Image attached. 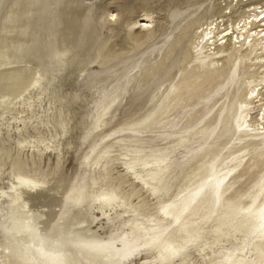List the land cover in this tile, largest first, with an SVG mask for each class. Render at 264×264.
Wrapping results in <instances>:
<instances>
[{"label":"rangeland","instance_id":"1","mask_svg":"<svg viewBox=\"0 0 264 264\" xmlns=\"http://www.w3.org/2000/svg\"><path fill=\"white\" fill-rule=\"evenodd\" d=\"M178 1L181 0L123 3L119 0H0V244L4 241L3 227H7L11 201L3 192H11L17 175L42 183L43 187L34 194L36 197L30 200L35 202L28 207L30 214L40 215L41 203L52 199L58 207H45L46 211H58L64 193L85 192L97 197L106 192L116 195L113 206L117 208L107 209L108 219L100 211V203H93L91 214L98 218L93 231L99 235L110 238L116 233L112 220H116L117 211L126 217V223L133 221L149 233L154 228H172L173 224L158 214L168 200L145 189L138 176L140 161L152 158V154H157L153 152L157 151L155 147L161 146L158 135L180 119L199 128L193 137L184 135V141L199 142L204 129V137L214 133L210 141L204 142L215 151L214 158L221 160L227 155L239 158L244 153L246 159L237 174L254 172L256 159L251 158L254 153L264 161V155L260 157L263 147L251 145L244 149L242 145L246 141L239 139L243 128H237V122L240 121V126L247 117L248 125L253 126L255 115H244L238 109L241 112L237 114L238 120L231 123L233 126H226L225 118L233 112L229 110V99L220 103V112L215 108L208 116L214 102L203 104L201 98L192 105L165 109L166 105L177 104L178 99L185 98H179L180 95L189 92L187 79L193 81L195 77L184 76L187 68L195 69L199 61L203 62L206 49L202 46L204 35L198 30L200 26L222 17L220 20L225 22L221 23V30L245 19L253 13L248 12L250 0H195L192 6L170 5ZM144 17L149 18L152 29L139 28ZM218 55L216 66L207 65L206 69L201 63L205 70L212 68L209 71L216 75L234 67L231 62L220 59L223 55ZM234 68L240 69V80L246 82L243 85L246 89L254 70L264 71L260 66ZM244 87L243 94L250 90ZM115 93H120V99L104 120L97 123L98 105L107 95ZM187 113L190 115L184 117ZM194 116L199 123L192 120ZM127 117L129 126L121 128ZM210 118L211 122L206 124ZM226 127L231 142L212 146L214 139L219 138L218 133L224 134ZM123 134L140 137L137 140L135 136L136 142L123 138ZM232 158L231 161L235 159ZM130 164H135L136 170H131ZM247 181L248 175L235 180L230 194L244 190L236 194V197L243 196L255 182ZM39 194L45 196L42 198ZM152 216H156L155 222ZM125 231L129 232V227ZM231 244L214 246L204 254L192 247L184 255L186 261L179 259L180 264H209L220 251L230 249ZM213 250L216 252L212 253ZM206 254L210 258L203 259ZM146 260L152 258L142 256L137 262L144 264Z\"/></svg>","mask_w":264,"mask_h":264},{"label":"bare ground","instance_id":"2","mask_svg":"<svg viewBox=\"0 0 264 264\" xmlns=\"http://www.w3.org/2000/svg\"><path fill=\"white\" fill-rule=\"evenodd\" d=\"M125 1L128 0H119V3H123ZM200 1L203 2L204 0ZM263 1L264 0H250L249 5H247L249 8L248 12H256L257 10L264 8V5L261 6ZM194 3L195 0H181L170 5L179 7L190 4L188 6H192ZM149 11L151 12V10ZM228 14H231V12ZM221 18L222 17H219L218 19H213L206 24L204 23V25H201L198 29L201 30V34L204 35L202 46L206 49V54L204 53V57L202 58L203 62L199 61L200 64L196 65L195 69L189 66L191 68H187L185 75L183 73L184 76H186V74L187 76L189 75L190 79L195 77L193 81L187 79L188 82L190 81L189 83L186 81V86H188L191 91L188 89L189 92L184 93L186 91L183 90L184 92L182 93L187 96L181 93L182 95H180L179 98L183 96L185 98H182L183 100L178 99V102L175 105H166L165 109L169 107V109L171 108L172 110H175L177 108L176 105H181V107L182 105H192V103L194 104V102L200 100L201 98L203 99V104H205L206 101L208 103L214 102L213 104L211 103L212 106H210L211 108L208 111L209 113L207 112L208 114L206 116H208L210 113H213L212 111L215 108H218L217 112L221 110V107H219L220 103H224L226 99H229V110L233 112L230 117L225 118L226 121L228 120V122H226V126H233L231 123L237 119V114H241V112L238 113V109L239 111H242L244 115H255L254 118L252 117V120L255 121L253 124L255 127H253L252 124L248 125L249 121L247 120V117L240 126L238 125L240 124V121L237 122V126H239V128H243L239 139L242 141L244 140L243 142L246 141L245 144L242 145L244 149H248L251 145L258 149L259 146L264 149V120L261 119L262 115H264V71L258 73L259 69L254 70V73L249 78L251 82H248V84L250 83V85H248L250 90L243 94L241 89L244 87L243 85H245L244 83L246 82L243 83L240 80V77L242 76L239 73L240 69L237 70L238 68H236V70H234V67L241 68L242 66H249L250 68L253 66L258 68L260 66V68L264 69V36L261 35V33L264 32V21L256 20L253 21L251 25H245L243 22L246 19H251V15H248L245 19L241 18L235 24H229L220 30L219 28L221 23L225 22L224 19L220 20ZM148 20L149 18L144 17L143 21H141L142 25L139 28H144V30H148L150 28L152 29ZM191 23L194 24V22ZM238 24L240 25L239 28H237ZM223 26H225V24ZM245 28H247V31L244 30ZM205 37H208V39H205ZM241 37H243V39H240ZM248 40L250 41L248 42ZM198 42L200 44L201 40ZM198 42L194 44L197 45ZM237 44H240V47H237ZM214 45L215 47L212 48ZM212 50H214V52H212ZM215 51L217 52L215 53ZM218 54L223 55L220 59H225L226 62H231L234 65V69L230 67L231 69L227 70V72H219L218 75L209 71L210 69L213 70L212 68L205 70L203 68L204 66L206 68L207 65L216 66L219 64L218 57H216L219 56ZM249 60L252 61L250 63L254 64L250 65ZM196 62H198V60ZM237 62L239 63L237 64ZM198 67L203 68L202 71H199V69H197ZM196 69L201 73L197 74ZM252 70L253 69H251V71ZM246 75L248 76L249 73L247 72ZM244 88L247 90L246 87ZM253 92H255V95L252 94ZM175 95L177 94L175 93ZM119 99L120 93L107 95L105 97L104 101L101 102L96 109L98 117L97 123L104 120L112 106ZM199 106L200 105L198 104L197 107ZM195 107L196 106H194V108ZM165 109L163 107L164 113L166 112ZM188 115H190V113L185 114L184 117H187ZM195 115H198L199 117L200 114ZM165 116L163 118L168 117ZM134 118L135 116L132 115L131 119ZM195 119L198 120V118L194 116V119L192 120ZM201 119L202 118H200L199 121H201ZM128 120H130L128 117L126 120L124 119V122L126 123L123 122L121 128L127 126ZM195 122L198 121L195 120ZM210 122L211 118L206 121V124H209ZM184 123L181 122L180 119L169 129H166L165 133L159 134L158 143H160L161 146L155 147V149L157 148V151H153L154 153L157 152V154H152V156L150 155L152 158H146V160L140 161L139 164L141 165L139 170L140 174L138 176L140 179L139 183L143 184L145 189L151 191L153 195L157 197H164L165 200H168L167 204H174L177 207H180L187 201L191 200L193 193L209 176H219L221 173H227L235 165L234 163H238V160H240V166L243 162L241 157L235 158L234 155H227L221 160L214 158L215 151L212 152L209 146L204 145V142L210 141L211 137L214 135V133L211 134L209 130L208 132L210 136L207 137H204L206 129H204L205 131L203 130L200 132L201 136L198 138L202 137V139L199 142L197 141L192 144L190 140L184 141V138H182L184 135H187L188 133L191 134V137H193L194 135H197V131L199 130L198 127H193L192 122H190L192 126H189L188 123L185 125ZM246 125H248L247 128H244ZM228 127L225 128L224 134L222 131H220L221 133H218L219 138L214 139L215 141L212 146H223L231 142V137L229 133H227ZM249 127L253 128L249 130ZM135 136L137 137V135ZM135 136H127V134H123V138L131 141H133L132 139H135L136 141ZM139 137H137V140ZM144 138L145 136L143 139ZM146 138L148 139L147 136ZM153 138L149 139L152 140ZM149 146H152V144ZM150 149L152 150V147ZM236 150L235 153L233 152L234 154H236ZM251 152L253 151H250V153ZM263 155L264 153H262L260 157ZM232 157L235 159L231 161L230 159ZM209 158L210 161L206 163ZM251 158L253 160L256 159L254 172L248 171L246 174H241V172L238 174L233 173V176L228 178L231 188L234 184H236L235 180H239L240 177H243L244 175H248L247 182L255 181L253 186L256 184L259 179L258 174L260 175L261 169L264 168V161H262L261 158L258 159V154L255 155V153L253 157L251 156ZM251 158L249 161L252 160ZM249 161L247 160V163ZM136 168L135 164H130L131 170H136ZM213 169H215L214 173ZM19 177L30 179L24 175H17L15 182L12 184V188H10L11 192H9V194L3 192V194L10 198L11 201L9 202V210L7 213V227H3L4 241L0 244V264H13L15 261H19L20 264H24V261H28L29 264H41V261L45 259L37 251L40 247L41 240L45 241L47 245L48 242L58 239L63 241L66 245H68L69 241L75 242L78 240L95 241L110 245L108 255L98 254L88 250H80L69 245L66 250L69 251L68 259L71 261V264H113L116 250L122 248L126 242L135 243L140 240L141 236L153 234L152 231L150 233L146 232L145 228L140 227L139 224L133 223V221H128L126 223V217L121 215V213H117L118 211L116 212V220H112L113 225L117 228L116 233L112 237L105 238L102 235H99L98 232L93 231V226L98 219L91 214L93 212V203H100V211L109 219L110 214L105 213L107 209L112 211L117 208L113 206V202L116 199V195L114 193L103 192L97 197L88 196L85 192H77L73 195L64 193L61 196V209L58 211L55 210L50 213L48 211L47 213L45 207H47V209L48 207H58L56 202H53L52 199L49 202H47V200L41 203L43 206L41 207L42 211L40 215H36V211V214H30L31 210L28 211V207L31 208V206H34L35 204V202L33 203V201L30 200L33 199L32 197L35 196L34 194L38 192V189H41L43 186L42 183L40 184V182L33 179H30L32 181L31 186H18ZM233 177H235V179H233ZM13 189H15V191H13ZM242 191H236L235 194L229 195L232 199H241L244 194L241 197H236V194L241 193ZM102 195L111 196V202L108 203L101 200L100 197ZM44 196L45 195H41L42 198ZM76 198H79V203H73V200ZM210 199L211 197L209 196L207 199L202 200L196 206L195 210L182 217L180 225H176L175 222L172 221L173 227L167 229L166 232V236L169 238V241L175 242L176 238H179L180 243L188 245V250L192 247H196L197 251L201 254L206 253L207 250L213 249L214 246H221L223 243H232V247L230 249L222 250L220 252L218 251L219 255L216 257L214 256L216 259L213 261L210 260L209 264H264V248L261 247L258 235H251L253 232H256L257 234L259 232L261 224V220L259 218V206L253 210V214L251 215L246 212L237 214L226 205L222 206L219 211L221 217L224 218L223 223L226 224V226L221 227L220 223H218L216 227L219 228V231L217 232L215 228L208 225V222L204 219V216L207 215L205 209L208 207ZM241 206L247 207V201L241 199ZM174 210L175 209L170 211ZM163 218L168 221L171 219V217ZM232 220H235V223H232ZM128 223L129 225H127ZM126 227H129V232L125 231ZM29 228L32 229V231H29ZM152 230H156L157 234L164 231L159 228H154ZM194 237L196 238V244L198 246L193 244ZM210 240H212V242H209ZM45 250L48 251V248L46 247ZM21 251L25 252L23 257L19 255ZM215 252L216 251L212 253ZM183 256L179 258L181 259L180 261H186L185 256ZM207 257H209V255L207 256L206 254L203 256V259H206ZM3 259L4 261H2ZM138 259L139 257L136 258V260Z\"/></svg>","mask_w":264,"mask_h":264},{"label":"snow or ice","instance_id":"3","mask_svg":"<svg viewBox=\"0 0 264 264\" xmlns=\"http://www.w3.org/2000/svg\"><path fill=\"white\" fill-rule=\"evenodd\" d=\"M251 19H246L243 23L245 25H251L253 21L260 20L264 21V8L257 10L250 14ZM115 19V17H113ZM240 25H237L239 28ZM247 31V28L244 29ZM264 36V32L261 33ZM208 39V37H205ZM240 39H243L241 37ZM239 62H237L238 64ZM255 95V92L252 93ZM264 120V115L261 117ZM239 128V126H237ZM242 160L245 157L244 153H241ZM240 168V163H236L230 171L227 173H221L219 176L211 175L209 176L202 185L193 193L192 199L184 203L182 206L177 207L174 204H167L159 210V215L163 217H171L168 221L169 224L172 221L176 225H180L182 222V217L188 215L191 211L195 210L196 206L202 201L211 197L208 207L205 209L207 215L204 219L208 222V225L215 228L218 232L219 228L216 227L218 223L220 226H226L223 223L224 218L221 217L220 209L222 206L226 205L229 209L234 210L237 214L248 213L253 214V210L259 206V218L261 220L260 228L258 234L253 232L252 236H257L261 242V247L264 248V168L261 169V175L252 187L245 190V194L241 197L242 200L247 201V207L241 206V199H232L229 195L231 193V186L229 177L233 176V173H237ZM215 169H213V173ZM235 179V177H233ZM32 181L24 177L18 178V186H31ZM15 191V189H13ZM101 200L110 203L112 197L109 195H102ZM73 203H79V198L73 200ZM174 211H170L173 210ZM203 214V213H202ZM145 215H150L149 212H145ZM153 222L156 220V216H152ZM235 223V220H232ZM32 231V229H28ZM167 229L159 234L156 230H152V235L141 236L140 240L135 243H125L122 248L116 250L113 264H138L136 258L142 256H150L152 260H146L144 264H180L179 258L185 255L188 251V245L179 242V238H176L175 242H170L169 238L166 236ZM193 244H196V238L193 239ZM73 248H78L80 250H88L90 252L108 255L110 250V245L95 241H69L66 245L61 240H55L48 242L47 245L45 241L41 240L40 247L37 251L45 259L41 261V264H71L68 259L69 251L66 250L68 246ZM48 248V251L45 248ZM21 257L25 255L24 251L19 253ZM13 264H20L19 261L13 262ZM24 264H29L28 261H24Z\"/></svg>","mask_w":264,"mask_h":264},{"label":"clouds","instance_id":"4","mask_svg":"<svg viewBox=\"0 0 264 264\" xmlns=\"http://www.w3.org/2000/svg\"><path fill=\"white\" fill-rule=\"evenodd\" d=\"M113 17H115V16H113Z\"/></svg>","mask_w":264,"mask_h":264}]
</instances>
